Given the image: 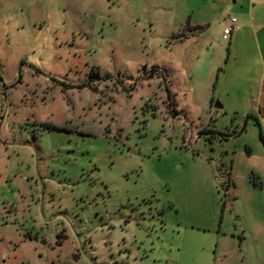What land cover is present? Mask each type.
<instances>
[{"label":"rangeland","instance_id":"374dc122","mask_svg":"<svg viewBox=\"0 0 264 264\" xmlns=\"http://www.w3.org/2000/svg\"><path fill=\"white\" fill-rule=\"evenodd\" d=\"M248 1L0 0V264H197L264 216V30L217 86Z\"/></svg>","mask_w":264,"mask_h":264},{"label":"crops","instance_id":"0c3cea01","mask_svg":"<svg viewBox=\"0 0 264 264\" xmlns=\"http://www.w3.org/2000/svg\"><path fill=\"white\" fill-rule=\"evenodd\" d=\"M264 5V0H249L248 6L250 10V14L246 12L243 15V19L240 23L236 21L235 25V31L230 35V38L227 42L228 49H227V58H226V64L223 71H221L219 77V83L218 87L225 86V83L230 81L229 79H232L233 73L231 70H227V64L229 62V58L231 56V49L238 44H243L244 53L245 49L247 51L248 47H253L252 50L257 52V34H259L262 30H264V23L262 20H260L258 17L264 16V12L261 11V15L257 16V18H254V11H256L255 7L256 5ZM262 8V6H259ZM264 8V6H263ZM229 24V22H228ZM230 26V24H229ZM228 27H224L223 31L227 29ZM222 38V36H221ZM223 42V41H222ZM246 44L249 46L246 47ZM242 52V53H243ZM243 53V54H244ZM244 63V62H243ZM220 84V85H219ZM224 84V85H223ZM264 87V82L262 83V88ZM215 88V86H214ZM213 99H211L212 102ZM236 189L235 183L229 181L227 185V189ZM234 196V195H233ZM236 197H233V200L235 201ZM233 201V203H234ZM230 208H233L230 206ZM224 214V213H223ZM231 214V213H230ZM233 217L236 219L244 220L240 213L234 212ZM224 218V216H223ZM222 221V218H221ZM222 223V222H221ZM234 231L227 232L223 231L221 227L219 226L216 231L213 229L208 228H202L198 231H201V233L209 234L210 237L215 238V249L212 253H204V246L202 244H199V250L202 251V255L196 259H193V261H197V264H264V216L259 217V221L256 223H253L252 227H247L242 221L239 228L235 225ZM238 238V242H234L233 239ZM230 242V243H229ZM232 243V246H231ZM237 243V244H236ZM255 244L254 246L252 244ZM228 244V245H227ZM250 244V245H249ZM233 246H237L238 251L237 253H234ZM250 258V259H249Z\"/></svg>","mask_w":264,"mask_h":264},{"label":"built area","instance_id":"2783aa9c","mask_svg":"<svg viewBox=\"0 0 264 264\" xmlns=\"http://www.w3.org/2000/svg\"><path fill=\"white\" fill-rule=\"evenodd\" d=\"M229 24H230V26L222 32V41L223 42H227L230 38V35L235 31L236 20L231 19L229 21Z\"/></svg>","mask_w":264,"mask_h":264},{"label":"water","instance_id":"95a60500","mask_svg":"<svg viewBox=\"0 0 264 264\" xmlns=\"http://www.w3.org/2000/svg\"><path fill=\"white\" fill-rule=\"evenodd\" d=\"M215 108H217V109H221V106H219V105H215Z\"/></svg>","mask_w":264,"mask_h":264},{"label":"trees","instance_id":"16d2710c","mask_svg":"<svg viewBox=\"0 0 264 264\" xmlns=\"http://www.w3.org/2000/svg\"><path fill=\"white\" fill-rule=\"evenodd\" d=\"M263 140V139H262ZM263 144H264V140H263Z\"/></svg>","mask_w":264,"mask_h":264}]
</instances>
